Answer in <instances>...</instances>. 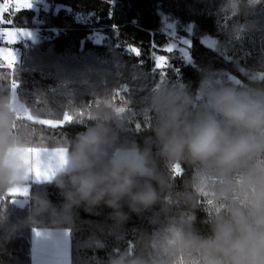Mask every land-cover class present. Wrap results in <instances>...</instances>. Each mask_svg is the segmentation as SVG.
Wrapping results in <instances>:
<instances>
[{
  "label": "trees",
  "instance_id": "obj_1",
  "mask_svg": "<svg viewBox=\"0 0 264 264\" xmlns=\"http://www.w3.org/2000/svg\"><path fill=\"white\" fill-rule=\"evenodd\" d=\"M43 1L47 7L6 14L12 27L35 25L42 36L14 44L18 61L12 69L0 67V108L12 114V152L31 147L67 153L103 103L113 113L116 146L151 145L157 169L170 180L163 188L152 182L158 198L139 212L125 204L127 218L120 224L103 205L65 212L58 172L47 180L21 181L27 186L21 197L0 189V264H30L36 229L68 231L69 264H109L120 255L139 264H204L198 253L175 248V231L211 235L213 217L226 208L217 201L219 187L230 181V200L247 207L255 186L244 188V169L226 180L162 158L151 131L150 99L162 88H187L196 96L205 75L217 86L264 88V0H236L235 9L230 0ZM168 26L188 45L173 41L166 48L173 39ZM159 56L166 58L162 67L155 65ZM201 105L196 96L191 111ZM253 165L264 167V155L245 167ZM194 176L198 184L191 182Z\"/></svg>",
  "mask_w": 264,
  "mask_h": 264
},
{
  "label": "clouds",
  "instance_id": "obj_2",
  "mask_svg": "<svg viewBox=\"0 0 264 264\" xmlns=\"http://www.w3.org/2000/svg\"><path fill=\"white\" fill-rule=\"evenodd\" d=\"M230 3L235 9L236 0ZM196 96L202 105L193 113ZM196 96L187 88H162L151 97L155 113L151 131L159 155L167 162L188 164L226 180L244 169L243 186H255V192L250 204L241 207L230 200V181L221 185L217 201L226 208L213 217L211 235L177 229L174 246L198 253L204 264H264V167H245L264 155V88L217 86L205 75ZM11 119V112L0 108V189L13 188L24 173L10 147ZM112 119L109 105L102 103L93 109L94 122L72 141L55 183L65 198V212L74 206L83 205L90 211L103 205L113 210L110 216L120 224L127 218L125 204L133 212L153 204L158 193L152 182L163 188L170 176L157 169L151 145L116 146L118 134ZM199 181V176L191 178L194 184ZM109 264L139 262L120 255Z\"/></svg>",
  "mask_w": 264,
  "mask_h": 264
},
{
  "label": "rangeland",
  "instance_id": "obj_3",
  "mask_svg": "<svg viewBox=\"0 0 264 264\" xmlns=\"http://www.w3.org/2000/svg\"><path fill=\"white\" fill-rule=\"evenodd\" d=\"M35 1L31 0L32 2L31 8L37 10L40 6L47 7V4H45L43 0H35ZM19 29H22L23 32L27 33V35L21 34L14 44L26 43V42L35 43L39 41L42 37L41 34L39 33L40 29L35 27V25L32 27L19 28ZM166 33H168L170 37L173 38L172 42H169L170 44L168 43L166 45V48H170L171 46H174L173 41L180 42L179 46L188 45L189 40L185 37H182L174 33L172 26H168L166 28ZM0 42H1L0 46H7L3 43V41H0ZM14 44H12L11 47L13 48L15 52L16 61H18L20 54H19L18 48L13 46ZM157 59L158 57L155 58L156 66H158ZM17 112H20V111H17ZM24 149L26 148H15L12 152L13 157L17 161H19L24 168L22 181H27L31 179L35 181L49 179V178H45L44 176H36L34 172L29 170L34 165L35 160L33 159L31 163L27 162L26 159H24V156L26 155L23 152ZM43 149L46 151H55L58 148H53V149L43 148ZM61 167L62 166L57 167L53 174L57 173ZM16 202L17 204L23 203L21 201H16ZM36 230L37 231L34 230V232L31 233L32 234V237H31V257L32 259L30 260V264H55L56 261H64L65 264H69V234H68V231L63 230V229H59V230L36 229ZM56 231H59L58 234H64V240H62L61 237L58 238L56 236L57 233H51V232H56Z\"/></svg>",
  "mask_w": 264,
  "mask_h": 264
},
{
  "label": "snow or ice",
  "instance_id": "obj_4",
  "mask_svg": "<svg viewBox=\"0 0 264 264\" xmlns=\"http://www.w3.org/2000/svg\"><path fill=\"white\" fill-rule=\"evenodd\" d=\"M32 6L31 0H0V41L7 46H0V67L12 69L16 63V56L13 48L14 44L21 34L27 35L22 29L12 27V19H6V14H15L23 9H28ZM7 25V26H5ZM137 52L138 49H133ZM166 62L164 56H159L157 65L163 66ZM15 83V82H13ZM26 154L24 159L31 163L35 160L34 165L29 169L34 172L36 176H44L50 178L57 167L63 166L66 162V153L64 149H57L55 151H46L44 149L26 148L23 150ZM27 189L19 186L9 189V194L15 196L16 194H26Z\"/></svg>",
  "mask_w": 264,
  "mask_h": 264
},
{
  "label": "crops",
  "instance_id": "obj_5",
  "mask_svg": "<svg viewBox=\"0 0 264 264\" xmlns=\"http://www.w3.org/2000/svg\"><path fill=\"white\" fill-rule=\"evenodd\" d=\"M17 186H19V187H21V188H26V189H27V186L24 185V184H20V183H18V184H14V185H13V187H17ZM23 195H25V194H22V193H21V194H16V196H18V197H21V196H23ZM16 201H21V202H23L24 199H22V198H21V199H17V198H16V199H15V202H16ZM52 230H59V229H52ZM35 231H37V230H35ZM32 232H34V230H33ZM32 232H31V233H32ZM51 233H57L56 236H57L58 238L61 237V239L64 240V234H58L59 231L51 232ZM39 235H41V234H39ZM31 237H32V234L30 235V242H31ZM31 259H32V257H31ZM55 264H65V263H64V261H56Z\"/></svg>",
  "mask_w": 264,
  "mask_h": 264
},
{
  "label": "bare ground",
  "instance_id": "obj_6",
  "mask_svg": "<svg viewBox=\"0 0 264 264\" xmlns=\"http://www.w3.org/2000/svg\"><path fill=\"white\" fill-rule=\"evenodd\" d=\"M18 114H20V112H17Z\"/></svg>",
  "mask_w": 264,
  "mask_h": 264
}]
</instances>
